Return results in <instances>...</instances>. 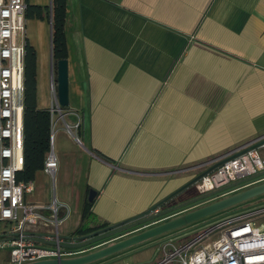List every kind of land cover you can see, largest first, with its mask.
<instances>
[{
	"label": "crops",
	"instance_id": "1",
	"mask_svg": "<svg viewBox=\"0 0 264 264\" xmlns=\"http://www.w3.org/2000/svg\"><path fill=\"white\" fill-rule=\"evenodd\" d=\"M26 20L38 108L50 110L52 24ZM66 32L64 118L79 117L82 139L58 121L57 173L64 167L70 191L54 197L77 215L75 229L88 187L93 213L114 225L186 185L194 168L264 136V0H67ZM39 180L53 181L39 170L28 203L45 204L47 192L31 197Z\"/></svg>",
	"mask_w": 264,
	"mask_h": 264
},
{
	"label": "built area",
	"instance_id": "2",
	"mask_svg": "<svg viewBox=\"0 0 264 264\" xmlns=\"http://www.w3.org/2000/svg\"><path fill=\"white\" fill-rule=\"evenodd\" d=\"M26 8V0H0V222L7 225L0 247L8 251L9 264L72 258L87 246L86 241L61 234L60 227L71 214L68 205L57 197L51 205L28 203L26 194L34 190L33 184L16 179L25 162ZM50 91L53 130L44 170L55 185L59 161L54 128L66 113L54 78ZM80 125L79 120L67 126L73 131ZM263 138L200 165L210 167L224 160L195 183L197 190L214 192L212 198L218 200L264 183V143L239 154ZM160 249V258L152 264H264V206L216 221L185 243L164 242Z\"/></svg>",
	"mask_w": 264,
	"mask_h": 264
},
{
	"label": "trees",
	"instance_id": "3",
	"mask_svg": "<svg viewBox=\"0 0 264 264\" xmlns=\"http://www.w3.org/2000/svg\"><path fill=\"white\" fill-rule=\"evenodd\" d=\"M27 1V0H26ZM26 19L36 18L39 20L48 19L52 24V51H53V63L55 66V72L57 69L58 61L62 59H68V44H67V0H52L51 6H42L36 4L27 3ZM25 108H24V154L25 162L21 171L16 174L18 182L32 183L36 178V173L39 170L44 169L45 161L48 152L51 150V112L49 109L38 108V88H37V51L36 48L26 40L25 46ZM68 107H64L67 109ZM82 125V122H81ZM81 125L79 127V136L81 138ZM82 139V138H81ZM92 152L96 153L99 157H102L108 162H112L111 159L105 157L95 149ZM188 188L182 194L175 197L173 200L168 201L160 206V211L169 209L174 204L191 203L204 198H209L215 195L214 192L206 194H192ZM92 189L88 187V195L85 197L82 203L81 209V221L78 227L70 234L73 238H80L86 236L95 231L107 228L111 226L108 222H104L99 219L92 211L95 198L90 201L88 196ZM250 201V200H249ZM246 201V202H249ZM244 202V203H246ZM237 206V205H236ZM236 206H233L226 210H233ZM264 206L263 203L255 205H246L242 208L235 209L231 213H226L217 218L205 220L201 223L193 225L187 229H184L182 233L176 237V240H180L181 243H185L194 237H196L201 231L208 228L210 225L225 219L229 216L244 213L246 211L255 209L257 207ZM225 211V210H224ZM138 222L129 223L122 227L108 231V235L118 234L124 229H127ZM9 257V256H8ZM10 259V258H9Z\"/></svg>",
	"mask_w": 264,
	"mask_h": 264
},
{
	"label": "water",
	"instance_id": "4",
	"mask_svg": "<svg viewBox=\"0 0 264 264\" xmlns=\"http://www.w3.org/2000/svg\"><path fill=\"white\" fill-rule=\"evenodd\" d=\"M52 5V1H51ZM50 5V6H51ZM53 60V51H52ZM57 89L58 99L62 107L69 106V63L68 59H62L57 63ZM264 143V138L256 143H253L239 152L243 153L247 150L257 148ZM224 162L220 160L203 173L193 178L186 185L175 191L162 202L152 207L145 213L128 219L126 221L111 225L107 228L95 231L86 236L77 238L86 241L87 246L85 251L91 250L89 253L78 257L60 258V259H46L27 264H94L107 257L113 256L130 247L157 238L164 234L170 233L174 230L188 226L216 213L222 212L233 206L239 205L246 201L252 200L258 196L264 195V183H260L244 189L227 197L214 200V198H204L191 203L174 204L169 209L155 212L164 203L173 200L180 193L184 192L193 186L204 174L212 171ZM205 164V163H204ZM96 191L91 190L89 193V200L92 201L96 197ZM136 223L127 229L122 230L118 234L108 235V231L122 227L129 223ZM104 233V235H101Z\"/></svg>",
	"mask_w": 264,
	"mask_h": 264
},
{
	"label": "rangeland",
	"instance_id": "5",
	"mask_svg": "<svg viewBox=\"0 0 264 264\" xmlns=\"http://www.w3.org/2000/svg\"><path fill=\"white\" fill-rule=\"evenodd\" d=\"M52 69H53L54 80L56 81L57 75L55 76L54 63H52ZM56 72H57V69H56ZM56 84H57V81H56ZM67 111L68 110L65 109V113H67ZM78 118L79 117H77L76 120H74V121L69 120V119H68L69 121H66L67 119L64 118V119H62V126L67 133H70V135H72L74 137L76 143L80 144L79 141L77 140V138H79V135H78L79 128L73 129V131H69V128L67 126V125H75V123H77V121H79ZM207 168H208V166H200V167L194 168V170L190 171V173L195 174L194 177H196V176L200 175L201 173H203ZM64 171H65L64 167L58 171V173L56 175V177H57L56 185H54L52 183L53 182L52 181L49 185L45 186L44 184L41 183V180H39L38 181L39 185L37 184L39 187L34 191L33 194H31V197L32 196H38V195H41L42 198L47 197V199L45 201V205H51L52 204V201H53L55 194L57 195L59 200H62V198H63L62 194H64L65 191H68V190L70 191V187L68 186L69 184L64 180V176H63ZM79 182H80V179H79ZM73 188H74L75 192L78 191L77 186L76 187L73 186ZM73 188H72V190H73ZM44 192H47L46 197H43V195H42V194H44ZM189 192H192V194L200 193L197 190V187L195 184L193 186H191V189ZM263 202H264V195H261V196H258L256 198L250 200L249 202L241 203V204L237 205L235 207V209L237 210V209L242 208L246 205H255V204H259V203H263ZM235 209L225 210V211L216 213L212 216H209L205 219H202V220L195 222L193 224H190L188 226L182 227V228L174 230L170 233L164 234V235L159 236L157 238L150 239L148 241H145L143 243H140L138 245L130 247V248H128L122 252H119L113 256H110V257H107L103 260L95 262L94 264H126L127 262H128V264H145L146 262L150 261L151 259L156 261L161 256L160 247L164 242L176 240V237L179 236L184 229H187L193 225L201 223L202 221H205V220L207 221L210 219L217 218L221 215H225L226 213H231ZM72 214H73V211H72ZM77 221H78L77 215H71L61 225V227H60L61 234L65 237H68L73 232V230H75V226L77 224ZM6 230H7L6 223L0 222V240L4 238L1 235H3V232ZM101 235H104V233H102ZM178 243H181V241L178 240L177 244ZM90 251L91 250L81 252V253H77V254L71 255L70 257L82 256L84 254L89 253ZM8 256H9L8 251L6 249H3L2 247H0V264H9V257ZM124 258H126L127 261L123 260Z\"/></svg>",
	"mask_w": 264,
	"mask_h": 264
}]
</instances>
